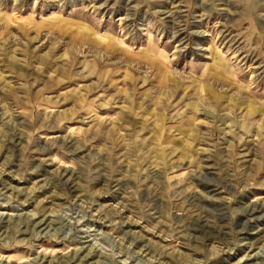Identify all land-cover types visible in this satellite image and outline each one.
Wrapping results in <instances>:
<instances>
[{"label": "rangeland", "instance_id": "1", "mask_svg": "<svg viewBox=\"0 0 264 264\" xmlns=\"http://www.w3.org/2000/svg\"><path fill=\"white\" fill-rule=\"evenodd\" d=\"M0 264H264V0H0Z\"/></svg>", "mask_w": 264, "mask_h": 264}, {"label": "bare ground", "instance_id": "2", "mask_svg": "<svg viewBox=\"0 0 264 264\" xmlns=\"http://www.w3.org/2000/svg\"><path fill=\"white\" fill-rule=\"evenodd\" d=\"M74 259V258H73Z\"/></svg>", "mask_w": 264, "mask_h": 264}]
</instances>
